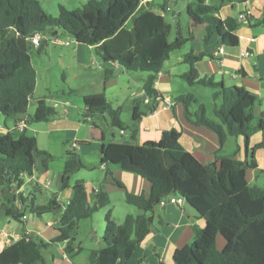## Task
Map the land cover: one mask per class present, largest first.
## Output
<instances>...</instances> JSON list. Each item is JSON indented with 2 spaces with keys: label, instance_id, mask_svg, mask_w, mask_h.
I'll list each match as a JSON object with an SVG mask.
<instances>
[{
  "label": "trees",
  "instance_id": "trees-1",
  "mask_svg": "<svg viewBox=\"0 0 264 264\" xmlns=\"http://www.w3.org/2000/svg\"><path fill=\"white\" fill-rule=\"evenodd\" d=\"M160 5L165 12L169 3ZM211 2L213 0H210ZM245 2L246 0H223ZM140 0H88L81 9L67 10L60 6L57 18H50L39 0H0V115L12 119L14 125L24 121L48 122L57 116L55 108L43 98L38 99L33 115L28 106L36 87V71L31 62L30 50L34 47L29 38L40 33H59L70 37L76 43L94 47L96 54L108 68L105 80L114 74L110 62H116L128 72H146L143 96L136 103L148 97L153 102L149 112L160 100L155 82L170 53L181 48L188 38L182 37L176 24L177 36L169 41L171 25L147 4L139 6ZM217 8L206 0H190L186 14L193 27L205 29L207 42L214 34L220 44L236 47L239 39L235 35L241 22L235 18L221 20L215 16ZM264 24V18L251 24ZM130 22V26L127 23ZM177 23V22H176ZM44 41L37 47L43 52ZM208 56L194 54L191 50L183 57L188 69L180 77L189 85H200L214 90L213 120L206 116L205 107L188 92L176 98L185 108V116L194 125L213 131L222 148L227 137L242 136L246 146L251 137L262 134V141L253 147L264 148V120L254 115L257 98L242 86L226 87L211 76H201L195 64ZM155 102V103H154ZM197 104V110L189 107ZM86 110L84 116L106 114L111 126L124 130L120 120V109H112L103 94L83 97ZM180 131L172 129L163 132L158 142L142 145L108 143L102 146L100 165L107 174L112 169L140 176L149 184L148 195H134L124 185L113 180L125 190V201L135 207L139 214L126 215L122 224H116L108 208V193L99 190L93 201L86 193L84 182L77 180L70 185L68 170H64L60 191L71 189L66 205L57 201L56 195L44 204H36L35 195L19 192L24 184L23 176L31 177L36 169V157L44 155L42 165L46 168L49 154L36 147L35 139L24 128L21 131H0V210L5 218L23 224V217L33 214L41 217L51 213L56 217L58 234L49 241L37 235L23 233L0 251V264H47L42 251L53 244H64L65 255H77L82 251L74 244V232L80 220L88 219L101 208H108L105 215L103 246L88 252V264H128L136 247L152 230V214L159 208L160 200L168 195L182 197L199 217L205 220L201 229L193 228L195 236L191 245L175 251L174 264H264V188L251 185L246 173L256 170L252 157L250 162L239 161L234 156L216 157L218 166L204 165L179 144ZM72 157V156H71ZM81 168L79 158L72 157ZM16 203L23 206L18 208ZM224 245L218 248V238Z\"/></svg>",
  "mask_w": 264,
  "mask_h": 264
},
{
  "label": "crops",
  "instance_id": "crops-1",
  "mask_svg": "<svg viewBox=\"0 0 264 264\" xmlns=\"http://www.w3.org/2000/svg\"><path fill=\"white\" fill-rule=\"evenodd\" d=\"M162 3V0H154L150 6H153V10L158 14L164 15L166 12L160 7ZM206 3L215 5L217 8L215 16L221 20L231 17L239 21V15L243 14L245 18L246 16L251 17V24H253L264 18V0H246L241 3L238 1L213 0L211 2L206 0ZM186 7L187 5H185V9ZM170 8L172 9L171 20L176 23L175 14L177 12L174 11V4ZM239 22L241 25L235 33L239 39V44L236 47L221 45L217 34L205 42V29L202 28L198 31L197 43L193 53H205L211 57H205L197 62L195 67L201 76H211L226 87L233 85L244 87L257 98L254 115L262 117L264 120V24L252 27L245 20ZM130 24L128 22L127 26ZM44 37V49H46L42 55H45L46 67L42 74L46 75L48 91L49 89L55 90L53 93H58L59 97L50 99V103H48L49 106L56 109L57 116L48 122H44L43 129L34 130L36 147L38 150L48 153L49 159H51V154L46 146L38 147L39 134L48 140L69 142L73 150L75 149L79 153L81 168L90 169L93 171L92 173H96V182L103 183V186L94 188L92 185H88L92 182L89 177L80 179L84 185L90 186V194L86 190L90 201H93L95 196L93 190L107 192L110 201L113 195L118 196L119 191L125 193V190L134 195L144 194L147 196L149 184L140 176L119 169H112L111 174H107L104 166L100 165L102 146L112 142L130 145L158 142L163 132L172 129L180 131V146L204 165L218 166L216 157L219 156H234L236 160L247 162H250L254 157L257 169L264 170V148L253 151V147L260 141L250 139L246 146L242 136H239L240 138L227 137L225 145L220 148L218 136L213 131L188 121L184 106L182 107L180 102L176 101V98L185 94V91L182 87L180 93H175L170 71H164L162 68L158 73L155 89L161 97L156 103L154 102L156 104L155 109L149 112L148 108L152 104V100L146 103H136L137 99L142 97L143 83L147 79L148 73L128 72L120 66L110 65L114 69V74L105 80V71L108 66L102 62L95 69V65L98 63V55L94 47L78 44L74 40L69 41L68 45L54 43L53 38L63 41L57 33L44 35ZM35 48L37 49V47ZM219 48L223 49V53H218ZM245 51L250 53L249 57L242 56V52ZM34 69L37 74V86L40 72L35 67ZM52 71L53 73L56 72V76L59 73L56 83L51 82L50 74ZM99 93L104 95L112 109H120V120L124 130L113 128L110 118L106 114L84 116L86 110L83 105V97ZM174 94L176 95L175 98L173 97ZM41 98L44 99V97L34 99V110L37 100ZM172 98H174V103ZM165 100H170L172 106L163 108ZM205 110L207 113L206 107ZM18 123L10 126L11 129L7 125L0 127L13 130ZM74 142L77 143V147H73ZM89 156H93L92 159H88ZM38 157L41 158L42 162L45 156L40 155ZM48 160L46 161V168L41 164L45 176H50ZM248 176L250 180L251 177L249 174ZM23 178L24 184L19 192H22L24 196L33 194L34 173L31 177L24 175ZM55 178H59L58 187H60L62 174L57 176L53 174L51 179ZM114 179L120 181L125 190L118 188L114 184ZM28 186L30 187L29 190L27 189ZM46 188L49 189V185H46ZM50 192V197H44L39 204L46 203L58 191ZM68 198L61 201L64 202ZM35 202L38 204L36 198ZM16 205L23 209L21 204L16 203ZM152 216V230L136 247L128 260V264H174L172 258L175 251L194 242L193 228L201 229L205 226V220L199 217L197 212L186 202L181 206L167 205L165 208H158ZM24 217L25 219H22L23 224L15 222L17 227H13L14 222L5 218L4 212L0 210V251L11 243L10 239L19 238L23 233L37 235L44 241H49L57 236L56 217L53 214L35 216V221L31 220V214H27V212ZM223 245L224 242L220 245L217 244L218 248ZM59 246L63 252L64 244H59ZM63 256L66 255L63 253ZM62 259L64 258L62 257Z\"/></svg>",
  "mask_w": 264,
  "mask_h": 264
},
{
  "label": "rangeland",
  "instance_id": "rangeland-1",
  "mask_svg": "<svg viewBox=\"0 0 264 264\" xmlns=\"http://www.w3.org/2000/svg\"><path fill=\"white\" fill-rule=\"evenodd\" d=\"M43 9L45 10L46 14L50 18H57L59 14V7L62 6L66 8L67 10L73 11L77 9H81L84 4L87 3L88 0H39ZM187 0H178L176 3H169L170 6H173L174 4V11L177 12L175 14L176 16V22L171 20V12L172 9L165 14V20L171 25V32L169 34V41H173L176 36V24L179 28V33L182 37L188 38V41L179 49H176L170 53V58L168 61H166L163 65L164 71H170L171 77L173 80V90L175 93H180L182 87L184 93H192L195 98L197 99L199 104H202L206 107L207 113L206 116L217 120L214 116V105L216 104L212 98V94L214 90L203 87L200 85H194L189 86L179 75L181 73H184L187 71L188 66L186 63L183 62V57L185 54L189 53L191 50L194 51L196 43H197V34L199 30H202L203 27L196 26L193 27L192 23L190 22L187 14L185 5H187ZM170 14V15H168ZM59 37L63 41H72L70 37H67L61 33H59ZM195 39V41H194ZM46 49V48H45ZM44 49V50H45ZM43 50V52H44ZM43 52H38L35 47H31L30 55L32 58V64L33 66L40 72V76H38V85L35 88L34 95L32 101H30V104L28 106V114L33 115L34 113V102L36 98L38 97H44L46 100V103H50V99H54L59 97L58 93H53L52 89L46 88V75H43V70L46 67L45 64V55H42ZM98 63L95 65V69L97 65L102 63V60L99 56H97ZM54 71V70H53ZM51 72V82H55L59 77V73ZM146 73V72H145ZM144 73V74H145ZM231 85V84H227ZM173 97L175 98L176 95L174 94ZM172 102L174 103L175 101ZM182 107L184 106L181 102L179 103ZM197 104H192L189 107V110L191 112H195L197 110ZM14 121L9 118H5L2 115H0V126L7 125L8 127L13 126ZM12 127H10L11 129ZM44 128V122L40 123H32L28 125V134L35 138V131L34 130H41ZM240 138V137H239ZM252 141H262V134L257 133L251 137ZM38 147L42 148L44 146L47 147L48 151L51 154V159L48 160L49 164V170H50V176H45V171L41 167L42 162L40 157H36V169L34 171V181L32 185L33 188V194L35 195L36 201L39 204L41 200L49 196L51 192L50 191H58L56 193L57 198L59 199V203L63 206L65 205L66 201H61L62 199H66L71 194V189H66L63 191H60L59 178L51 179L52 175L54 174L57 176L58 174H63V171L66 169L70 172H68L69 177V183L70 185L74 184L77 180L80 179H86V177L90 178V184L94 188H99L100 186H103V183L96 182L95 176L96 173H92L90 169H84V168H77V164L75 163L73 156H76L79 158V153L77 150H73L71 144L69 142H59L57 140H48L46 137L42 136L41 134L38 135ZM72 156V157H71ZM93 156H89L88 159H92ZM250 175V180L249 176ZM256 175V176H255ZM247 180L251 185H255L259 188H264V170L262 169H256V170H248L247 172ZM46 185H49V189L46 188ZM86 190L89 193V187L87 184ZM29 186L27 189L29 190ZM26 189V187H24ZM25 191V190H24ZM26 192V191H25ZM90 194V193H89ZM118 196L113 195L112 199L109 204V209L112 212V216L116 224H122L124 218L126 215H137L139 214L138 210L133 207L132 205H129L125 201V193L123 191H119L117 193ZM108 208H101L98 211H96L92 217L88 219L80 220L77 223V228L74 232L73 238H74V244L76 246H80L82 248V251L77 255H66L63 256V252L60 250L59 244H53L50 246L48 250H43V256L46 260L47 264H88V252L91 250H97L100 249L103 246V235H104V227H105V215L108 210ZM158 209V208H157ZM129 211V212H128ZM28 214V212H27ZM45 215V214H44ZM31 220L35 221V216L31 214ZM40 221H42L40 219ZM14 222V221H13ZM13 227H17V224L14 222L12 224ZM56 227V226H55ZM57 228V227H56ZM11 242L13 239H10ZM224 239L222 237H219L218 239V245H220ZM53 257V261H52ZM62 257L64 259H62ZM173 261V259H172Z\"/></svg>",
  "mask_w": 264,
  "mask_h": 264
},
{
  "label": "built area",
  "instance_id": "built-area-1",
  "mask_svg": "<svg viewBox=\"0 0 264 264\" xmlns=\"http://www.w3.org/2000/svg\"><path fill=\"white\" fill-rule=\"evenodd\" d=\"M165 1V0H162V2ZM166 1H172V0H166ZM154 2V0H140V3H139V6H145L147 4H150ZM166 10H169V7L167 6L166 7ZM239 21H244L245 20V16L243 14L239 15L238 17ZM45 37L43 34H40V33H36L34 34L31 38H29V42L32 46L34 47H39L40 44L44 41ZM54 43H60V44H64V45H68L69 42L68 41H60L58 40L57 38H53L52 40ZM218 53H223V49L222 48H219L218 50ZM242 56L244 57H249L250 56V53L248 51H245V52H242ZM110 65L112 66H119L118 63L116 62H110ZM143 91H142V96H143ZM149 99L148 97H145L143 99V102H148ZM172 106V103L170 100H165L164 101V106L163 108L165 107H171ZM24 128H26V124L24 121L18 123V125L14 128L15 130H18V131H21L23 130ZM9 129H6L4 127H0V131H8ZM73 147H77V143L74 142L73 143ZM94 194H96L98 191L97 190H93ZM184 199L182 197H176V196H172V195H168L166 197H164L163 199L160 200V203H159V208H165L167 205H178V206H181L183 203H184ZM68 202L65 203V205L67 204ZM23 219H25V217H23ZM18 240V238L16 239H13L12 241H16ZM9 242V241H7Z\"/></svg>",
  "mask_w": 264,
  "mask_h": 264
},
{
  "label": "water",
  "instance_id": "water-1",
  "mask_svg": "<svg viewBox=\"0 0 264 264\" xmlns=\"http://www.w3.org/2000/svg\"><path fill=\"white\" fill-rule=\"evenodd\" d=\"M56 33V32H55Z\"/></svg>",
  "mask_w": 264,
  "mask_h": 264
}]
</instances>
